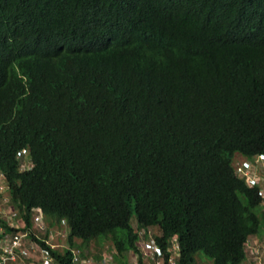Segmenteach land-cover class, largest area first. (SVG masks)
<instances>
[{
    "label": "trees",
    "instance_id": "trees-1",
    "mask_svg": "<svg viewBox=\"0 0 264 264\" xmlns=\"http://www.w3.org/2000/svg\"><path fill=\"white\" fill-rule=\"evenodd\" d=\"M235 152L264 155V0H0V171L28 226L66 221V247L29 235L57 264L100 239L145 264L152 226L180 264H263Z\"/></svg>",
    "mask_w": 264,
    "mask_h": 264
},
{
    "label": "built area",
    "instance_id": "built-area-1",
    "mask_svg": "<svg viewBox=\"0 0 264 264\" xmlns=\"http://www.w3.org/2000/svg\"><path fill=\"white\" fill-rule=\"evenodd\" d=\"M263 158L262 155L259 156ZM256 173L248 172L247 176L251 182L259 181V194L264 197V161L257 165ZM6 197L0 202V264H54L53 255L36 239L30 238L33 235L50 247L62 246L66 244L63 241L66 232L58 227H48L43 219L40 209H35L32 213L31 225L26 224L25 218L16 208L7 206ZM151 229H140L141 238L138 247L145 264H180L179 245L175 235L170 238L167 246V254L160 244L154 239ZM45 233V235H44ZM148 237H145V236ZM256 252V249L252 250ZM103 264H118L112 253L102 254ZM72 264H96L97 261L93 255L82 254L79 248H71ZM136 264V263H135Z\"/></svg>",
    "mask_w": 264,
    "mask_h": 264
},
{
    "label": "clouds",
    "instance_id": "clouds-1",
    "mask_svg": "<svg viewBox=\"0 0 264 264\" xmlns=\"http://www.w3.org/2000/svg\"><path fill=\"white\" fill-rule=\"evenodd\" d=\"M262 155L263 158H260L259 156ZM16 156L19 160V169L21 170H24L25 168H28L31 164V160H30V157H29V152H28V149L26 147H21L20 149H18L16 151ZM261 161H264V155L262 153H256L254 155H251V156H246L244 155L243 153H240V152H235L232 156V160H231V163H232V166H233V170L235 172V174L241 178H243V180L247 183V185H250V186H254V187H257V192L259 193V188H260V182L259 181H254V182H251L249 179H248V176H247V173L248 172H253V173H256V169L255 167L257 168V165L260 164ZM3 197H6V204L7 206H11L13 208H16L17 211H19V213L21 214L20 210L18 207H16L10 200L11 199V196L10 194L8 193V185L4 179V175L3 173L0 171V202L2 201ZM40 209L41 213H42V216H43V219L46 223V225L48 227H51V228H54V227H58V228H61L63 229V226H56L53 225H48L47 222H46V219L43 215V212H42V209L40 206H33L31 208V216H30V220L32 218V213L35 209ZM1 212H0V220H1ZM63 224V222H62ZM151 229V228H150ZM140 230V229H139ZM154 231L155 229L153 230V234H154ZM45 235V233H44ZM247 244V245H246ZM251 244V246H250ZM49 245V244H48ZM246 245V248L249 249V252L250 253H253V243L250 242V240L248 239L245 243ZM56 247V246H55ZM66 247V246H65ZM54 264H57L55 261H54Z\"/></svg>",
    "mask_w": 264,
    "mask_h": 264
},
{
    "label": "rangeland",
    "instance_id": "rangeland-1",
    "mask_svg": "<svg viewBox=\"0 0 264 264\" xmlns=\"http://www.w3.org/2000/svg\"><path fill=\"white\" fill-rule=\"evenodd\" d=\"M134 216L132 215V220H133ZM134 223V221H132ZM68 229V226H67V223L66 221L63 222V230L66 232ZM155 228L154 226L151 227V230L150 231H153ZM257 235H259V237L261 238V235H262V229H260L257 233ZM250 242H253V247L252 249H256V245L258 244V247H259V251H261V243L257 240V243L255 244L254 241L256 240V237L255 236H251L250 237ZM100 244L102 245H99L98 241L94 242V241H91L90 243V253L89 255H93L95 256V253L94 252H101V254H103L104 252L107 253L109 252V250H112V246H111V242L107 239H100ZM247 245V244H246ZM251 246V244H250ZM107 248V249H106ZM110 248V249H109ZM93 252V254H92ZM251 254H247L246 255V258L244 259V261L246 262H250L251 260ZM196 257L197 259H199V264H206L205 262L203 263L202 261H210V259L202 252V251H198L196 253ZM95 258V257H94ZM96 259V258H95ZM136 260H137V257L135 256V253L132 251V250H129L127 251V263L128 264H135L136 263ZM97 263L96 264H103L104 263V258H101L99 261L96 259ZM256 264H260V259L259 258H256L255 261H254ZM264 264V263H263Z\"/></svg>",
    "mask_w": 264,
    "mask_h": 264
}]
</instances>
